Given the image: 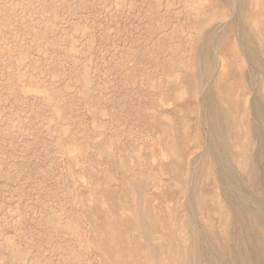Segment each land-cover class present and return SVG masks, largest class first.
Here are the masks:
<instances>
[{"label": "rangeland", "instance_id": "rangeland-1", "mask_svg": "<svg viewBox=\"0 0 264 264\" xmlns=\"http://www.w3.org/2000/svg\"><path fill=\"white\" fill-rule=\"evenodd\" d=\"M0 264H264V0H0Z\"/></svg>", "mask_w": 264, "mask_h": 264}]
</instances>
